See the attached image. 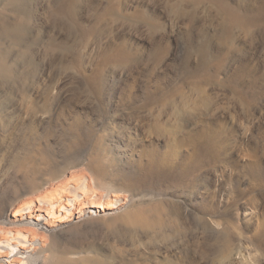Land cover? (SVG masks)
<instances>
[{
  "label": "rangeland",
  "instance_id": "374dc122",
  "mask_svg": "<svg viewBox=\"0 0 264 264\" xmlns=\"http://www.w3.org/2000/svg\"><path fill=\"white\" fill-rule=\"evenodd\" d=\"M219 1L264 16V0H16L0 20V227L82 176L123 198L39 231L36 264H264L249 243L264 227L250 175L264 176V26L223 24ZM210 129L226 152L187 175L184 140Z\"/></svg>",
  "mask_w": 264,
  "mask_h": 264
},
{
  "label": "bare ground",
  "instance_id": "6f19581e",
  "mask_svg": "<svg viewBox=\"0 0 264 264\" xmlns=\"http://www.w3.org/2000/svg\"><path fill=\"white\" fill-rule=\"evenodd\" d=\"M15 3L16 0H0V20L3 21L2 25L4 27V31L9 27L6 23V17L8 16V13L12 9V7L15 6ZM218 6L220 12L219 14L221 15V21L223 24H234L243 26L253 24L256 26H264V16L260 14V11H257L258 13L255 11L256 13L252 14L251 16H243V14L240 13L239 10L232 8V6L230 7V5L226 3V1H219ZM18 30L19 27H15L12 29L11 33L17 34ZM0 55L5 57L7 54H1L0 52ZM243 68L244 67H241L240 69ZM246 70V67L243 71L239 70V72H236L233 77L229 80V82L233 83L231 85L232 89L235 90V92L240 93V96L244 100L246 99V97L256 96V85H253L250 82L249 84H247L242 80L243 77L246 78L248 75V73H245V75H243ZM3 72V67H0V74H2ZM210 130L211 131L206 134V137L208 139L205 143H201V141L206 139L204 131H199L194 134L190 133V135H188V137L184 140L185 143L187 142L192 149V155L190 158L188 157L189 163L185 168L182 169V171L185 172L187 175L197 174V168L200 167L202 163V160L199 158L200 156L206 155L208 161L210 163H213L219 159L218 154L220 152H223L225 154L226 148H219L215 144V140L217 139V136L219 134L218 131L215 129ZM250 175L253 180L258 182L257 185L262 184L259 181L264 178L263 175H258L257 173L253 172L250 173ZM263 187H260L258 190H256V193L260 194V196L264 198ZM57 188H51V194L57 192ZM66 191L71 192L72 196L67 195ZM58 192V195L56 194L57 197L55 198H49L38 201L31 200L23 206L18 207L14 210L10 208L5 211L2 217V224L6 225L7 227H0V264H36L38 258L40 260V257L47 250V242L44 237V234H39V231L44 228L46 229L50 227H55L56 225H61L64 221L67 220L73 221L80 218L85 212L81 208H78L79 201L87 202V200L89 201L90 199H93V201L105 200L109 204L108 206H103L101 203V205H92L88 207V209H86L87 213H93L99 210L103 211L105 209H117L121 206L123 202L122 197L118 195L115 196L113 194H110L109 192L104 195H98L97 193H95L92 182L91 180L89 181V178L87 179V176H82L75 187L71 188L66 185L65 187H63L62 192ZM246 194L247 193L241 191L237 194L235 191L236 199L237 195L243 197L247 196ZM251 199L254 201L253 197ZM203 212L205 211L203 210ZM13 231L15 233H13ZM42 231L40 233H42ZM231 235H228L226 241L236 237L234 236L232 238L233 235ZM235 240L231 241L235 242ZM237 240H239V238ZM249 243L255 248L264 250V227L261 229V231H259V233L253 240L251 239L249 241ZM226 245L227 248H229V245L227 243ZM234 257L235 260L237 258V253H234Z\"/></svg>",
  "mask_w": 264,
  "mask_h": 264
}]
</instances>
